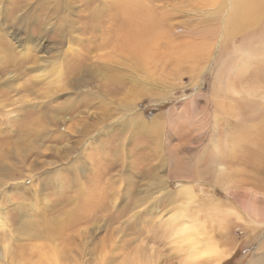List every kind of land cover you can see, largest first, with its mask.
Returning <instances> with one entry per match:
<instances>
[{
	"label": "rangeland",
	"instance_id": "obj_1",
	"mask_svg": "<svg viewBox=\"0 0 264 264\" xmlns=\"http://www.w3.org/2000/svg\"><path fill=\"white\" fill-rule=\"evenodd\" d=\"M231 6L0 0V264H200L207 239L229 249L221 264L249 263L264 225L253 231L226 188L264 208V24L222 37L216 9ZM128 20L148 21L132 36ZM189 223L200 230L192 247Z\"/></svg>",
	"mask_w": 264,
	"mask_h": 264
},
{
	"label": "bare ground",
	"instance_id": "obj_2",
	"mask_svg": "<svg viewBox=\"0 0 264 264\" xmlns=\"http://www.w3.org/2000/svg\"><path fill=\"white\" fill-rule=\"evenodd\" d=\"M39 2H41L42 0H38ZM55 7V8H54ZM52 6V8H48V10H50V15L51 16H55V14H57L58 12H59V7H58V5H55V6ZM231 8H233V12H232V14L228 11V10H220L219 8H217L216 10H217V12H224V13H226L227 14V26H228V29H224L223 30V33H222V37H224V38H226L227 36L225 35L226 33L228 34V35H232L233 33H238L240 30H241V28L245 25L246 27H249V26H255V25H262V24H264V0H232V6H231ZM147 21L148 20H146V21H143V22H140V26L141 27H137L136 25H134V24H132L129 20H128V22H127V29L125 30L128 34H130V35H135V34H137L138 33V30L137 29H144V27L147 25ZM163 29V28H162ZM252 31L253 30H260V29H251ZM262 30V29H261ZM185 31V30H184ZM161 32V34L163 35V36H166V34H165V31L164 30H162V31H160ZM186 32H188V31H186ZM190 37V36H189ZM192 37V36H191ZM229 37V36H228ZM232 37V36H231ZM228 39V38H227ZM227 42L229 41V40H226ZM194 42V41H193ZM224 42V41H223ZM227 42H226V44H227ZM189 43V42H188ZM190 43L192 44V42L190 41ZM197 43H198V41H197ZM196 43V46H194V49L195 50H197V49H200V51L201 50H206L207 49V47L209 46H204V44L205 45H207L206 43H205V41L203 42H200V43H198L197 44ZM250 43H251V41H250ZM190 44V45H191ZM229 44V43H228ZM193 45V44H192ZM211 45V44H210ZM199 46H201V47H199ZM252 46V44H248V45H246V46H244V48H246V49H249L250 47ZM262 46V50L264 49V44H262L261 45ZM260 46V47H261ZM193 47V46H192ZM210 47V46H209ZM132 49H136V48H138V51L137 52H141V56H142V58L145 60L147 57H149V53L146 51V50H144L142 47H141V45H139V44H136L135 46H132L131 47ZM256 48V47H255ZM178 49V48H177ZM188 49V48H187ZM239 50V49H238ZM253 50H255L254 49V46H253ZM200 51H197V52H200ZM207 51V53H209V55H210V49H207L206 50ZM180 52V51H179ZM203 52V51H202ZM201 52V53H202ZM205 52V51H204ZM24 53V52H23ZM206 53V56L205 55H203V56H205L206 58L209 56L208 54ZM264 53V52H263ZM263 53H262V55L261 56H263ZM249 54V53H248ZM195 55H196V52H195V54H194V51L193 52H189V51H187L186 53H184V58L186 59V58H188V59H193V58H195ZM214 55V54H213ZM239 55V54H238ZM257 55H259V53L257 54ZM12 52H10V53H7L6 55H2V59H1V61L2 62H7L10 58H12ZM202 56V57H203ZM244 56V55H243ZM250 56V55H249ZM248 56V57H249ZM240 57V56H239ZM264 57V56H263ZM24 58V57H23ZM150 58V57H149ZM258 58V57H257ZM178 60V59H177ZM179 60H184V59H182L181 57L179 58ZM207 60H208V58H207ZM211 60H212V58H211ZM236 60V59H235ZM147 61H148V59H147ZM203 61V60H202ZM219 61H220V58H219V56L216 58V59H213V65H215L216 67H217V65H218V63H219ZM239 61V60H238ZM243 61V60H242ZM150 62V61H149ZM190 62H191V60H190ZM233 62V61H232ZM244 62V61H243ZM212 63V62H211ZM248 63V62H247ZM207 64V63H206ZM220 64V63H219ZM240 64V63H239ZM242 64V63H241ZM243 65V64H242ZM245 65V64H244ZM243 65V66H244ZM222 66V65H221ZM248 66V65H247ZM249 66H251V65H249ZM2 67H4V66H2ZM237 68V67H236ZM241 68H242V66H241ZM244 68V67H243ZM247 68V67H246ZM262 69H263V67H262ZM221 70V69H220ZM234 70H236V69H234ZM241 71V70H240ZM263 71V70H262ZM218 73H220V72H218ZM217 73V74H218ZM243 73V72H242ZM264 73V72H263ZM88 76V75H87ZM91 76V75H90ZM264 76V75H263ZM218 77V76H217ZM243 77V76H242ZM249 77V76H248ZM76 81V80H75ZM126 81V80H125ZM131 82V81H130ZM218 82V81H217ZM216 82V83H217ZM258 82V81H257ZM219 84V83H218ZM217 85V84H216ZM215 85V86H216ZM130 87V86H129ZM214 87V86H213ZM252 87V86H251ZM254 87V86H253ZM221 88V86L220 85H218L217 87H214V89L216 90V93H218V89H220ZM248 89V88H247ZM130 90V89H129ZM214 90V91H215ZM236 90V89H235ZM237 91V90H236ZM242 91V90H241ZM258 92V89L257 90H252L250 93L252 94V93H257ZM260 92H264V90L263 91H260ZM235 93V92H234ZM215 94V93H214ZM244 94V93H243ZM262 94V93H261ZM212 95H213V93H212ZM254 95V94H253ZM252 95V96H253ZM255 96H256V94H255ZM261 96V95H260ZM214 97H216V96H214ZM245 97V96H244ZM251 97V96H250ZM249 97V98H250ZM264 97V96H263ZM263 97H262V100H263ZM212 98V97H211ZM246 98V97H245ZM113 99V98H112ZM256 99H258V98H256ZM210 100V99H209ZM225 100V99H224ZM223 99H218L217 101V103H216V110L218 109L219 111H224V113H226L225 114V117L227 118V119H229L230 120V118H231V116H232V118L234 117V115L232 114L233 113V111H232V106L231 105H228L227 107L225 106V105H227V104H224V101ZM239 100V99H238ZM242 100V99H241ZM192 101V100H191ZM243 101V100H242ZM257 101V100H256ZM264 101V100H263ZM262 101V102H263ZM258 102V101H257ZM261 102V101H260ZM259 102V103H260ZM244 104H245V102H244ZM263 104H264V102H263ZM262 104V105H263ZM256 107H257V104H256ZM259 108V107H258ZM262 110H264V109H262ZM219 113V112H218ZM218 113H217V115H218ZM228 113H231V114H228ZM257 113V112H256ZM215 114H216V112H215ZM262 114H264V113H262ZM261 114V116H263ZM251 115V114H250ZM250 115H248V116H250ZM219 116H220V113H219ZM255 117V116H254ZM224 118V117H223ZM240 118V117H239ZM238 118V119H239ZM264 118V117H263ZM215 119H216V115H215ZM218 119H219V117H218ZM234 119V118H233ZM245 119V121L247 122L248 120H246L247 118H244ZM240 120V122H241V119H239ZM242 120H243V117H242ZM263 120V119H262ZM259 121V120H258ZM217 122V121H216ZM250 123H251V120L249 121ZM237 123V122H236ZM257 123V122H256ZM255 123V124H256ZM259 123V122H258ZM261 123H264V122H262L261 121ZM216 124H218V123H216ZM260 124V123H259ZM124 125V124H123ZM242 125V124H241ZM244 125V124H243ZM214 126H215V123H214ZM245 126V125H244ZM243 126V127H244ZM264 127V126H263ZM232 128V127H231ZM249 129H250V127H249ZM212 130V129H211ZM242 130V129H241ZM251 130V129H250ZM264 130V129H263ZM243 131V130H242ZM214 132V131H213ZM263 132V131H262ZM153 133V132H152ZM228 133V132H227ZM238 133V132H237ZM240 134V133H239ZM237 135V134H236ZM242 135H243V133H242ZM235 136V135H234ZM247 136V135H246ZM246 136H244V137H246ZM242 138V137H241ZM232 139V138H231ZM243 139V138H242ZM157 140V139H156ZM213 142V141H212ZM235 142V141H234ZM238 142V141H237ZM236 142V143H237ZM239 142H240V140H239ZM154 143V142H153ZM243 144V143H242ZM252 145V144H251ZM240 146V145H239ZM253 148V147H252ZM251 148V149H252ZM256 148H259V150L264 154V146H263V144L262 145H257L256 146ZM153 149V148H152ZM247 149V148H246ZM254 150V149H253ZM252 150V151H253ZM257 150V149H256ZM240 151V150H239ZM254 152V151H253ZM253 152H252V154H253ZM248 153H250V152H248ZM256 152H254V154H255ZM251 154V153H250ZM252 154H251V156H252ZM253 154V155H254ZM258 154H260V153H258ZM237 155H238V153H237ZM243 155V154H242ZM249 155V154H248ZM256 155V154H255ZM239 156V155H238ZM254 157V156H253ZM255 157H257V156H255ZM259 157V156H258ZM238 158V157H237ZM262 158V157H261ZM241 159V158H240ZM244 158H242V160H243ZM247 159V158H246ZM249 159V158H248ZM253 159H255V158H253ZM257 159V158H256ZM233 160V159H232ZM231 160V161H232ZM237 160V159H236ZM245 161V160H244ZM254 161H256V160H254ZM259 161H260V157H259ZM239 162V161H238ZM251 162V161H250ZM263 162V161H262ZM233 163H234V161H233ZM246 163V162H245ZM245 163H244V166H245ZM162 164V163H161ZM249 164V163H248ZM252 164V163H251ZM264 164V163H263ZM155 165V164H154ZM153 165V166H154ZM257 165V164H256ZM260 165V164H259ZM234 166H236V165H234ZM239 166V165H238ZM241 166H243V165H241ZM243 166V167H244ZM262 166V165H261ZM161 167V166H160ZM240 167V166H239ZM238 167V169H240ZM249 167V166H248ZM247 167V168H248ZM253 167V166H252ZM234 168V167H233ZM236 168V167H235ZM234 168V169H235ZM259 168V167H258ZM237 169V170H238ZM243 169V168H242ZM236 170V171H237ZM243 170H246V169H243ZM251 170H252V168H251ZM264 170V169H263ZM150 171V170H149ZM235 171V172H236ZM248 171H249V169H248ZM262 172V171H261ZM264 172V171H263ZM262 172V173H263ZM246 173H248V172H246ZM251 173H252V171H251ZM61 174V173H60ZM250 174V173H249ZM263 175V174H262ZM261 175V176H262ZM244 176V175H243ZM252 176H254V175H252ZM61 178V177H60ZM241 178H243V177H241ZM246 178V176H244V179ZM251 179V178H250ZM257 179V178H256ZM264 179V178H263ZM252 181V180H251ZM243 182V181H242ZM246 182V181H245ZM248 182H249V180H248ZM256 182V181H255ZM255 182H253V183H255ZM259 182V181H258ZM251 183V182H250ZM171 184V183H170ZM134 185V184H133ZM261 186V185H260ZM165 188H166V186H165ZM153 189V188H152ZM226 190H227V193L228 194H232L233 195V197H235V198H237L238 199V201H239V203L241 204V209L243 210V212H244V214L246 215V217L247 218H249V220L250 221H252V222H254L255 223V227L252 229L253 231H255L257 234H259L260 232H261V230L264 228V208H260V207H258V206H256L255 204H253V203H246V202H240V197H239V195L237 194V193H232L231 191H230V189L229 188H226ZM76 201V200H75ZM217 203H219V200H217ZM224 204V203H223ZM86 207V206H85ZM226 207V206H225ZM81 209V208H80ZM84 209V208H83ZM82 209V210H83ZM87 209V208H86ZM86 209H84V210H86ZM234 209V208H233ZM236 210V209H235ZM230 211H232V209L230 210ZM232 212H235V211H232ZM229 213V212H228ZM231 213V212H230ZM78 212H74L73 214L71 213V214H69L70 216H69V218L67 219V222L68 221H70L69 223H71V221H73V219H75V218H77L78 217ZM237 214V213H236ZM228 215V214H227ZM68 216V215H67ZM233 216V215H232ZM226 218H227V216H226ZM229 218H231L230 216H229ZM76 220V219H75ZM235 221V220H234ZM69 223H62V224H59V225H54V226H57L56 228H58L59 230L58 231H53V228H54V226H52V225H49V226H47V228L50 230V232L49 231H45V232H47L48 233V235H46V236H54V235H58L63 229H65V228H68V227H70V225H69ZM246 224H247V222H246ZM37 224H32V225H29L30 227L32 226V227H35ZM262 226H263V228H262ZM31 227V228H32ZM230 227V226H229ZM28 228V227H27ZM31 228H29V229H31ZM37 228V227H36ZM44 228V227H43ZM41 231H44L43 229H37V232H40V234H41ZM198 231H200L199 229H198V227L196 226V225H192V224H188V225H186L185 227H184V229L182 230V234L184 235V239H186L187 238V240H188V238L189 237H192V235L194 236V234L195 233H197ZM25 232V231H24ZM45 232H43V233H45ZM201 232H203V231H201ZM25 233H27V231L25 232ZM28 235V234H27ZM35 236V235H34ZM198 236H200V234L198 235ZM43 237V236H42ZM37 238V237H36ZM195 238V237H194ZM193 238V239H194ZM197 238V237H196ZM205 238H207V237H205ZM192 240L193 242L191 243V241H190V243H191V246L190 247H192V246H195L193 243H195V241H196V243L198 244L199 243V240H200V237H199V239L197 238V239H195V241L192 239V238H189V240ZM201 240H202V238H201ZM205 240V239H204ZM204 242V241H203ZM195 243V244H196ZM200 245L201 246H199V249H200V247H202V244L200 243ZM205 246H206V250H207V252H203V255H206V254H208L207 256H203L205 259H203V257H202V262H200V264H206L207 262H209V264H221V261L223 260V257L226 255V253H227V250H229V249H227V248H225V249H219L217 246H215L214 244H213V241L212 240H208L207 239V241H206V244H205ZM261 247V248H260ZM197 250V249H196ZM258 252L256 251V254H255V256H253L251 259H250V261H249V263H247V264H264V240L260 243V246L258 247ZM192 251V250H191ZM43 253V252H42ZM45 253V252H44ZM228 256V255H227ZM45 257H46V255H45ZM47 259V258H46ZM44 260V263H46L45 261H47V260ZM201 259V258H200ZM53 262V264L55 263V264H57V262H55V261H52Z\"/></svg>",
	"mask_w": 264,
	"mask_h": 264
}]
</instances>
